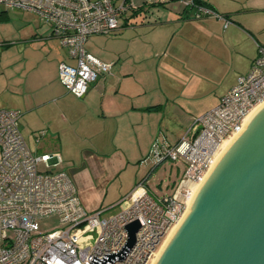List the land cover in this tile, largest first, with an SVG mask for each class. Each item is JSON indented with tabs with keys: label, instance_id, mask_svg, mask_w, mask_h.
I'll list each match as a JSON object with an SVG mask.
<instances>
[{
	"label": "built area",
	"instance_id": "obj_1",
	"mask_svg": "<svg viewBox=\"0 0 264 264\" xmlns=\"http://www.w3.org/2000/svg\"><path fill=\"white\" fill-rule=\"evenodd\" d=\"M179 1L194 9L195 18L216 17L229 23L198 0ZM0 5L32 11L50 26L76 61L60 63V82L79 98L99 75L111 74L113 66L88 53L86 41L94 34L116 32L120 18L133 8L131 0H0ZM262 102L264 45H259L249 73L238 76L219 104L194 120L191 134L173 144L156 140L148 159L155 165L182 161V182L198 184L223 142L241 130ZM20 117L19 110L0 109V264H151L185 212L192 189L186 188L182 196L177 189L155 198L140 183L119 201L117 212L88 210L70 174L51 170L62 164L61 155L33 151L22 134ZM51 217H57L60 226L41 232L40 222ZM134 221L140 228L130 245L127 225Z\"/></svg>",
	"mask_w": 264,
	"mask_h": 264
},
{
	"label": "crops",
	"instance_id": "obj_2",
	"mask_svg": "<svg viewBox=\"0 0 264 264\" xmlns=\"http://www.w3.org/2000/svg\"><path fill=\"white\" fill-rule=\"evenodd\" d=\"M198 1L228 19V25L216 17L195 18L194 9L167 0L161 5L171 16L168 20L158 17L150 22V29L145 23L134 28L153 32V51L163 57V78L157 85L146 84L136 78L134 69L119 64L113 74L99 75L85 96L76 97L57 79L60 63H66L58 46L61 41L50 30L38 29L33 34L43 49L55 51V57L49 59L54 73L49 80L35 73L38 69L32 66L24 79L25 100L19 102L26 112L21 113L20 124L26 119L34 151L61 155L88 210L109 208L111 213L140 183L149 191L151 174L165 163L146 172L148 162L153 163L148 159L153 142L173 144L190 135L194 120L215 108L236 85L238 76L250 71L259 45H264V0H235L249 4L242 13L215 0ZM130 12L133 16L152 14L133 5L120 18V28L114 34L128 35L133 29ZM187 40L193 41L192 50L184 51ZM138 50L141 48L135 47ZM165 57L169 63L165 64ZM102 60L114 62L115 58ZM23 129L21 124L25 138ZM182 179L175 189H181L176 191L180 196L195 185Z\"/></svg>",
	"mask_w": 264,
	"mask_h": 264
},
{
	"label": "water",
	"instance_id": "obj_3",
	"mask_svg": "<svg viewBox=\"0 0 264 264\" xmlns=\"http://www.w3.org/2000/svg\"><path fill=\"white\" fill-rule=\"evenodd\" d=\"M139 228L127 225L130 245ZM154 264H264V103L208 171Z\"/></svg>",
	"mask_w": 264,
	"mask_h": 264
},
{
	"label": "rangeland",
	"instance_id": "obj_4",
	"mask_svg": "<svg viewBox=\"0 0 264 264\" xmlns=\"http://www.w3.org/2000/svg\"><path fill=\"white\" fill-rule=\"evenodd\" d=\"M115 1L117 2V0ZM215 1L218 4H223L224 8L240 13L245 12L246 9L243 8L249 6V4L245 5V3L239 4L235 0ZM131 2L134 7H143L145 10L151 11L152 14L147 12L133 16L134 14L132 15V13L134 12H130L129 15L131 16L134 27L131 31L129 30L128 35H120V32L115 34L93 35L89 37L85 48L92 55L101 58V61L113 63L112 74L119 64H125L124 68L134 69L136 71V78L139 77V79L148 85H157L163 78L161 74L163 67L160 64L163 57L155 56L156 53L153 51V45H151V35L153 32L151 34V30L134 28L140 27L141 24L145 23L148 24L147 28L150 29V22H154L156 18L159 17L162 20H168L171 16L166 15L164 8H162L163 5H161L159 0L155 3L149 0H131ZM223 20L225 21V19ZM48 26L45 21L41 20L32 11L7 9L3 5H0V108L16 109L21 111L23 115L26 113L25 109L19 105V102L25 100V92L23 89L24 79L32 70L34 64V68L38 69L35 73L45 75L49 80L52 79L54 68L50 60L55 57L56 53L49 49V47L48 50L46 48L43 49L42 44L38 40H34L35 37L33 36L34 33L38 32V29L39 31L50 33L49 30L51 31V29ZM184 44V51H189L191 44L193 45V41L187 40ZM58 46L64 56V61L68 64L75 65V61L70 58L67 48L62 47L59 42ZM137 46L141 48L140 51H135V47ZM130 49V54H133L132 56L129 54ZM190 56L192 54L189 53V58H191ZM114 58V62L102 60H112ZM164 62L165 64L169 63L166 57ZM36 65L39 67L37 68ZM57 79L60 81L59 70ZM21 124L24 128L23 133L28 140L29 147L32 150L35 149L33 137L29 138V125L26 119L22 118ZM36 134V136L41 138L39 132H36ZM169 141L173 142L172 139H169ZM66 164L63 163L61 166L52 168L51 170H65ZM154 165V163L148 162V166L150 167L146 169V172H149ZM184 172L185 164L182 161L165 162L151 174L147 185L149 193L155 198L173 194L177 185L184 177ZM117 208L119 209V207ZM118 209L112 210L111 213H115ZM59 226L58 218L51 217L40 222V231L44 233L50 232Z\"/></svg>",
	"mask_w": 264,
	"mask_h": 264
},
{
	"label": "bare ground",
	"instance_id": "obj_5",
	"mask_svg": "<svg viewBox=\"0 0 264 264\" xmlns=\"http://www.w3.org/2000/svg\"><path fill=\"white\" fill-rule=\"evenodd\" d=\"M264 102H262L261 104H259L258 106H256L250 113L249 115L246 117L245 121H244V124L246 122V120L250 117V115L256 110L258 109ZM244 126V125H243ZM239 132L235 133L234 135L230 136L228 139H226L222 146H221V149L216 153L215 155V158L213 160V163L211 165V167L213 166V164L215 163V161L219 158V156L223 153V151L226 149V147L230 144V142L234 139V137L238 134ZM210 167V169H211ZM209 169V170H210ZM208 173V172H207ZM202 182L198 183V184H195L192 188V192H191V195L189 196V198L187 199V207H186V210L185 212L183 213V215L181 216V218L179 219V221L176 223L175 226L172 227V229L170 230L167 238L165 239L164 243L162 244L161 248L159 249V251L156 253V256L155 258L153 259V261L151 262V264H154L158 255L160 254L161 250L163 249V247L165 246V244L167 243L168 239L170 238V236L172 235V233L175 231V229L178 227V225L180 224V222L182 221L184 215L186 214V212L189 210V205H190V202L191 200L193 199L195 193L197 192L199 186L201 185Z\"/></svg>",
	"mask_w": 264,
	"mask_h": 264
}]
</instances>
